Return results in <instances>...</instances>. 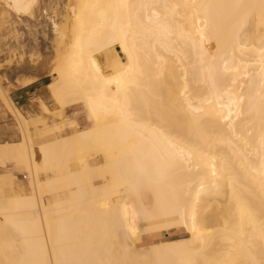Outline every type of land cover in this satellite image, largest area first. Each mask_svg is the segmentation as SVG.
<instances>
[{"label":"bare ground","instance_id":"6f19581e","mask_svg":"<svg viewBox=\"0 0 264 264\" xmlns=\"http://www.w3.org/2000/svg\"><path fill=\"white\" fill-rule=\"evenodd\" d=\"M64 36L47 87L87 123L34 146L6 101L0 264H264V0H75Z\"/></svg>","mask_w":264,"mask_h":264},{"label":"rangeland","instance_id":"374dc122","mask_svg":"<svg viewBox=\"0 0 264 264\" xmlns=\"http://www.w3.org/2000/svg\"><path fill=\"white\" fill-rule=\"evenodd\" d=\"M74 5L75 0H39L34 18L15 14L4 0H0V143L17 142L22 138V130L18 131L20 124L6 106L8 99L27 120L34 146L51 136L71 135L86 126L84 117L77 113L78 105L61 106L47 87L66 50L64 35L68 33ZM113 47L119 50L116 44ZM96 53L99 65L108 72L105 52ZM117 53L124 59L122 53ZM28 79L30 83L21 84ZM95 157L96 154H92L87 158L92 160ZM28 187L25 166L16 165L13 160L5 161L4 165L0 163V191L4 190L2 192L6 195L29 193ZM144 226L140 222V227ZM149 234L142 233L140 242L148 243ZM175 234L173 229L155 231L156 238Z\"/></svg>","mask_w":264,"mask_h":264},{"label":"crops","instance_id":"0c3cea01","mask_svg":"<svg viewBox=\"0 0 264 264\" xmlns=\"http://www.w3.org/2000/svg\"><path fill=\"white\" fill-rule=\"evenodd\" d=\"M26 92V91H25Z\"/></svg>","mask_w":264,"mask_h":264}]
</instances>
